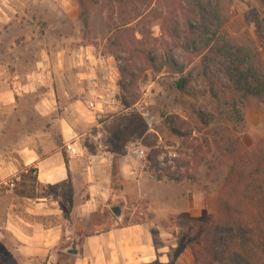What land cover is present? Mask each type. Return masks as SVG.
Segmentation results:
<instances>
[{"label":"rangeland","instance_id":"obj_1","mask_svg":"<svg viewBox=\"0 0 264 264\" xmlns=\"http://www.w3.org/2000/svg\"><path fill=\"white\" fill-rule=\"evenodd\" d=\"M15 1L11 4L19 7L21 14L17 22L21 26L6 29L0 35V66L13 74L2 81H12L15 89L21 91L18 82L22 79L16 73V66L20 68L24 64L26 52L12 51L9 45L12 39L19 40L25 33L35 32L31 25L26 27L32 15L45 10V17L53 18L55 4L46 0L45 3L42 0ZM74 1L78 6L77 22L74 25V20L65 19L66 26L57 32L68 34L75 29L83 42L112 55L108 41L114 39L112 29L131 17L128 14L134 12L133 5L122 8L116 0H81L82 5L80 0ZM222 3L226 20L216 35L231 40L246 37L264 58V0H222ZM41 5H45L44 9ZM138 6L145 10V15L141 21L127 25L129 30L123 39L130 43L131 32H134L135 37L141 39L136 43L140 52L131 56L129 52L119 51L118 59L112 55L116 60L119 104L101 118L105 123L98 128L103 132L99 139L106 149L123 150L132 161L133 173L125 182L114 172L112 186L117 197L112 205L119 209V224L140 222L152 230L163 255L151 264H220L218 255L224 236L222 220L226 199L223 183L231 161L216 148L214 139L227 141L230 138L238 155L245 149L261 146L259 143H264V95L236 89L230 82L227 60L209 53L206 45L211 30L201 31L195 24L190 26L193 22L187 20L189 12L184 1L146 0ZM82 12L88 15L87 26L80 17ZM142 48L155 52L158 60L170 58L182 63L184 71L174 72L169 66L156 71ZM121 68H131L135 80L131 81ZM181 77L187 78L184 89L176 85ZM121 80L130 82L127 87L136 94V102L129 108L120 101ZM199 112L204 117L199 116ZM170 119L186 121L191 130L188 132L185 126L184 135L175 134ZM41 125L42 121H0V165L16 155L19 142L13 138L15 134L21 136ZM145 129L157 136L158 146L166 151L158 155L157 168L149 167L147 162L150 149L143 145ZM140 147L145 149V158L134 153ZM186 158L189 163L178 169L175 159L182 162ZM167 170L174 174L173 178L166 175ZM256 183L253 188L264 185V178L257 179ZM253 188L250 194L256 193L257 189ZM32 195L34 172L31 167L0 176V208L22 196ZM249 198H242L241 226L246 232L255 229L256 213L262 209L257 201ZM115 215L109 208L102 214H94L91 229L111 226ZM89 230L85 228L86 233ZM239 236L242 239L234 247L244 254L238 259L235 253L230 255L229 264H251L244 258L245 252L254 246H250L247 237Z\"/></svg>","mask_w":264,"mask_h":264},{"label":"crops","instance_id":"obj_2","mask_svg":"<svg viewBox=\"0 0 264 264\" xmlns=\"http://www.w3.org/2000/svg\"><path fill=\"white\" fill-rule=\"evenodd\" d=\"M11 1L0 0V35L21 26ZM46 1L54 2V17L47 19L45 10L32 15L26 27L35 32L9 45L26 52L16 66L21 91L2 81L13 74L0 66V121H42L13 136L16 155L0 165L1 177L27 167L34 172V195L0 208V264H151L163 254L147 224H119L116 213L111 226L91 229L94 214L116 207L114 172L124 182L133 173L127 152L108 150L99 139L101 118L119 104L116 60L75 29L57 32L65 19L77 22L74 0ZM73 245L75 252L68 251Z\"/></svg>","mask_w":264,"mask_h":264},{"label":"trees","instance_id":"obj_3","mask_svg":"<svg viewBox=\"0 0 264 264\" xmlns=\"http://www.w3.org/2000/svg\"><path fill=\"white\" fill-rule=\"evenodd\" d=\"M116 1L122 8L127 4H132L134 11L128 14L131 16L129 19H124L125 21L122 24L113 27L112 37H114V39L112 38V41L108 39V41H110V46H112L110 53L115 59H118L120 56L118 55L119 51L129 52L131 56L137 55V53L140 52L136 43L141 42V39H137L134 32H131L130 43L125 42L123 38L125 36L124 33L129 30L128 24L143 19L145 10H141V7L138 5L146 2V0ZM180 1H184L186 4V10L189 12L187 20L189 23L190 21L193 22L190 26L195 24L196 26L194 25V27L201 31L211 30V35L205 41L206 45L209 46V53H216L227 60L229 64V80L236 89H241L245 92L257 95H264V58L258 48L246 37H239L231 40L229 38L222 39V35H216V31L222 27L226 20L225 14L222 11V0ZM82 4L83 2L80 0V5ZM80 17L84 25L87 26L88 15L82 12L80 13ZM212 27L214 29H211ZM115 44L116 46L113 48ZM141 51L146 54L149 62L154 66L156 71L161 70L164 66H169L174 72L184 71V65L182 63H177L170 58L158 60L157 54L150 49L146 50L142 48ZM121 71L127 73L131 81L135 80L136 76L131 68H121ZM186 82L187 78L181 77L176 83L177 88L184 89ZM129 83L123 80L119 81V86L123 92L120 101L125 108H129L136 102V94L129 91L127 87ZM213 94L214 96L216 95L215 92H213ZM199 116L204 117L200 112ZM204 122H207V120ZM169 123L171 130L177 135H184L185 133L182 132V129L185 126H189V123L182 119H170ZM143 127L145 128V125H143ZM190 128L191 127H188V132L191 130ZM143 133L145 134L142 136ZM143 133L140 134V136H142L143 145L150 149L147 153V162L149 163V167L157 168L158 155L166 153V151L163 147L158 146L157 136L154 133H147L146 129L145 131L143 130ZM259 144L261 146L251 150L245 149L242 154L238 155V150L236 147L232 146L230 138H227V141L217 138L214 139L216 148L220 149L226 158L231 161L228 167V173H226L224 177L225 182L223 183V193L226 199L223 204L224 216L222 220L224 236L218 255L220 264H229V259L234 253L237 259L244 254L241 253L238 247H234L237 246L241 238V236H239L240 234L249 239L250 246H254L252 249L250 247L249 251L245 252L246 259L244 258V260L248 261V263L251 262V264H264V185L258 184L257 188H253L257 184V179L260 180V178H264V143ZM87 147L90 150H94L90 144H88ZM175 160L178 169L189 163L187 158L182 162H179V159ZM166 175L173 178L174 174L168 172ZM249 187L255 190L257 189L256 193L250 194ZM243 197H250L249 199L257 201L260 207H262V209H259L256 213L258 219L255 229H250L248 232L245 231V227L242 228L241 226Z\"/></svg>","mask_w":264,"mask_h":264},{"label":"built area","instance_id":"obj_4","mask_svg":"<svg viewBox=\"0 0 264 264\" xmlns=\"http://www.w3.org/2000/svg\"><path fill=\"white\" fill-rule=\"evenodd\" d=\"M89 104L92 105L93 103H89ZM65 147H66L67 150H70L71 152H74V148L71 146V143H67L65 145ZM134 153L138 157L145 158V156H146L145 149L143 147H140V148L135 149L134 150Z\"/></svg>","mask_w":264,"mask_h":264},{"label":"water","instance_id":"obj_5","mask_svg":"<svg viewBox=\"0 0 264 264\" xmlns=\"http://www.w3.org/2000/svg\"><path fill=\"white\" fill-rule=\"evenodd\" d=\"M113 211H114L115 213H118V212H119V211H118V208H116V207L113 208ZM73 248H74V245H73L72 248H70L68 251H70V252H75Z\"/></svg>","mask_w":264,"mask_h":264}]
</instances>
